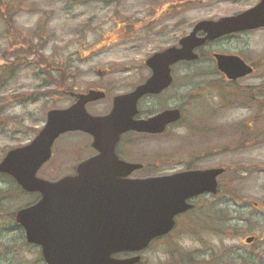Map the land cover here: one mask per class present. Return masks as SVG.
Listing matches in <instances>:
<instances>
[{"label":"rangeland","instance_id":"1","mask_svg":"<svg viewBox=\"0 0 264 264\" xmlns=\"http://www.w3.org/2000/svg\"><path fill=\"white\" fill-rule=\"evenodd\" d=\"M4 1L1 8L11 13L14 28L6 39L0 16V159L38 133L48 110L69 106L70 91L104 88L106 98L87 107L95 114L106 113L115 95L151 74L145 63L149 55L177 44L199 20L237 13L258 2ZM34 31L40 37L35 41L41 42V53L67 69V90L56 87L33 54L25 55V60L23 54L16 55L21 50L13 47V40ZM199 51L204 56L198 61L176 66L174 82L162 95L147 96L140 103L147 112L167 106L183 108L186 115L180 127L155 137L134 134L126 140H136L139 158L148 156L159 164L158 170L138 171L139 176L171 173L188 165L228 168L219 178V194L195 198L194 209L180 218L171 235L151 246L141 264H264V140L239 145V139L249 134L259 137L260 133L264 139V27L218 38ZM214 52L239 54L254 65V72L228 81L217 67ZM244 120L251 129L244 127ZM90 141L80 131L61 135L53 158L39 175L54 180L67 174L72 165L94 152L89 150ZM13 182L9 176H0V188ZM14 192L0 201L4 211L0 264H44L41 247L26 241L23 227L10 214L36 196ZM248 235L257 239L248 244Z\"/></svg>","mask_w":264,"mask_h":264},{"label":"water","instance_id":"2","mask_svg":"<svg viewBox=\"0 0 264 264\" xmlns=\"http://www.w3.org/2000/svg\"><path fill=\"white\" fill-rule=\"evenodd\" d=\"M264 26V0L237 14L202 19L179 45L156 51L146 59L152 69L134 90L113 97L107 114H92L87 104L104 99L106 92L90 88L73 92L76 100L64 108H52L36 136L11 148L0 160V172L11 175L26 191L41 198L15 213L28 242L42 246L46 264H134L140 255L115 256L122 250H141L156 236L169 232L175 216L193 207L189 199L216 193L223 167L198 168L143 178H128L142 163L121 159L115 147L128 130L158 133L181 117L169 108L149 118L135 119L139 99L159 93L173 81L172 66L199 57L196 48L221 36ZM203 31V35L198 32ZM218 68L237 79L253 67L236 54L214 53ZM93 136L95 156L78 164L76 175L49 180L38 175L52 157L55 140L68 131ZM254 236L246 238L252 242Z\"/></svg>","mask_w":264,"mask_h":264},{"label":"flooded vegetation","instance_id":"3","mask_svg":"<svg viewBox=\"0 0 264 264\" xmlns=\"http://www.w3.org/2000/svg\"><path fill=\"white\" fill-rule=\"evenodd\" d=\"M179 64H181V62ZM177 65H178V63H177ZM174 79H175V74H174ZM165 91H166V89L163 90V91H161L160 93H157V94H150V97L160 96ZM144 98H142L139 101V103H138L139 113L135 116L136 118H147V117H149L151 115H154V114L162 111L163 109H165L167 107H171V106H167V107H163L160 110L155 111V112H147V111L143 110L142 107H141V105H140L141 101ZM174 107H179V106H174ZM179 108H180V110L182 112V117L180 119L174 121V122L169 123L168 126H167V129H166V131L164 133H147V132H138V131H135V130H129V131L125 132L124 134H122V136L119 139V141L117 142L116 148H115L118 156L120 158H122L123 160L129 161V162H133V163H143V166L141 168H138V169L133 170L127 177L139 178L140 176L138 174H136L138 171L145 170V169H150V170H153V171L154 170H158L159 164L158 163H155V162L153 163L152 160L149 161L148 160V156H143V158H139V156L137 155L138 154V151H137L138 149H137V142H136V140L135 139H131V140H128L127 141L126 138L128 136H131V135H134V134H138V135H142V136H147V137H155V136H158V135H162V134L167 133L173 127H180L179 125L181 123V120L183 118H185L186 113H185V110L183 108H181V107H179ZM87 135L91 138L89 150H91V151L93 150L94 151L92 154L90 153V155L86 157V158H90V157L98 154L99 151L93 146V136L91 134H87ZM249 140H251V141H249ZM263 140L264 139H262L260 133H259V137L255 136L254 134H249L248 136H245L244 139H240L239 140V145L240 146H243V145H245L247 143L262 142ZM229 145H230V143L227 146H229ZM227 146H224L223 148H226ZM86 158H84V159H86ZM77 167H78V163L75 164V165H72L70 167V171L67 174L76 175L77 174ZM224 167H226V166H224ZM227 168L228 167H226V169L224 168L225 169L224 170V173L226 172ZM223 174H221V175H223ZM219 192H220V188L218 186V191H217L216 194H219ZM39 199H40V196L38 197L37 200H39ZM194 200H193V202H194ZM194 207H195V202H194ZM194 207H193V209H194ZM189 212L190 211L183 212V213L179 214L176 217V225H175V227L177 226V223L180 220V218H182L185 214H187ZM174 229L171 230L170 232L165 233V234L156 236L155 238H153L150 241V243L148 244V246L146 248L142 249V250L137 251V250H132V249H129L128 250L127 249V250H122L117 255L119 257H121V258H128V257L134 256L136 254H141L142 259H141L140 262H138L136 264L144 263L145 260H146L145 253L151 248V246L154 245V244H156V243H161L165 238H167L169 235H171L173 233Z\"/></svg>","mask_w":264,"mask_h":264},{"label":"trees","instance_id":"4","mask_svg":"<svg viewBox=\"0 0 264 264\" xmlns=\"http://www.w3.org/2000/svg\"><path fill=\"white\" fill-rule=\"evenodd\" d=\"M5 3L4 0H0V16L2 17L4 21V30L2 32V35L6 37L7 39V32H10L11 28H14V23H10L12 21L11 13L8 14L7 10H3L1 8V5ZM169 6L172 5V2H169ZM167 5V6H168ZM164 12V11H163ZM7 20H10L9 22ZM22 36V37H21ZM19 38L16 40H13V47H15L19 51L16 55H24V60L26 59L25 55L28 54H33L34 55V60L42 67H44V70H46V73H49V75L55 80V84L57 88H60L61 90L63 89H68L69 86L66 83H69L70 75L68 74V71L66 68H64L61 64L58 65L53 61L49 56H47L45 53H41V42L36 43L35 38L39 37L38 33L36 31L32 32L31 35L25 34L21 35ZM40 38V37H39ZM204 56V55H203ZM29 59H27L28 61ZM54 69H58L59 73L57 75L54 74ZM247 122V123H246ZM244 127L247 125L248 128L251 129L250 124L248 121H243ZM249 123V124H248ZM244 139V138H242ZM240 140V139H239ZM2 175L0 176H7L6 174L0 173ZM24 192V190L18 185L15 181L13 182V185L9 187H3L0 188V201L2 199H5L7 197H11L15 192ZM32 197L37 196L36 193H28ZM2 203L0 202V215L3 214L2 210ZM14 217V213H10Z\"/></svg>","mask_w":264,"mask_h":264}]
</instances>
